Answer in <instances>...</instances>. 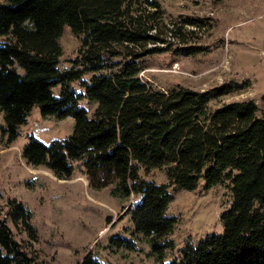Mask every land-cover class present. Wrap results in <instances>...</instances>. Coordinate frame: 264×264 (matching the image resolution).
Instances as JSON below:
<instances>
[{
    "label": "trees",
    "instance_id": "1",
    "mask_svg": "<svg viewBox=\"0 0 264 264\" xmlns=\"http://www.w3.org/2000/svg\"><path fill=\"white\" fill-rule=\"evenodd\" d=\"M202 22L190 16L165 21L158 0H3L1 134L12 142L33 107L42 115H72L69 135L48 143L31 135L21 156L57 177H70L77 163L94 189L132 197L125 212L158 259L174 247L177 219L166 214L167 187L223 183L231 195L220 215L223 229L185 244L162 264H264V115L252 100L209 106L246 83L228 80L203 90L177 83L163 90L139 77L153 52L200 50L173 47L172 38L184 42L183 28ZM65 26L81 43L71 65L60 68ZM81 97L97 101L91 113L79 105ZM156 168L164 169L167 183L141 174ZM5 216L36 238L31 211L9 198L0 216V264H37ZM111 242L136 248L123 235ZM75 264L105 263L88 250Z\"/></svg>",
    "mask_w": 264,
    "mask_h": 264
},
{
    "label": "rangeland",
    "instance_id": "2",
    "mask_svg": "<svg viewBox=\"0 0 264 264\" xmlns=\"http://www.w3.org/2000/svg\"><path fill=\"white\" fill-rule=\"evenodd\" d=\"M158 1L165 21H178L179 16L202 19L199 28H183L184 42L172 39L173 47L200 50L191 54L179 50L153 52L147 56L148 67L139 72L142 79L163 90L177 83L199 90L228 80L246 83L210 101L209 106L252 100L257 113L264 115V0ZM58 41L62 50L59 66L69 67L77 55L80 37L65 26ZM79 105L91 113L97 101L81 97ZM3 123L4 112L0 109V126ZM73 126L72 115H42L33 107L12 142H6L7 135H2L0 129V216L5 215L9 198L21 201L31 211L35 239L5 218L37 264H75L88 250L105 264H162L177 258L185 244L223 229L220 215L231 200L223 183L204 187L200 179L193 189L169 185L172 198L166 214L177 219L170 234L174 247L166 250L162 259L150 254L149 241L133 231L125 212L132 197L124 201L111 195L108 187L94 189L77 163L70 177H57L46 167L28 164L21 156L29 136L48 143L69 135ZM141 174L156 183L168 182L163 168ZM115 235L131 238L136 248L112 243Z\"/></svg>",
    "mask_w": 264,
    "mask_h": 264
},
{
    "label": "built area",
    "instance_id": "3",
    "mask_svg": "<svg viewBox=\"0 0 264 264\" xmlns=\"http://www.w3.org/2000/svg\"><path fill=\"white\" fill-rule=\"evenodd\" d=\"M172 39H173V38H172ZM139 77L142 79L141 74H139ZM142 80H144V79H142Z\"/></svg>",
    "mask_w": 264,
    "mask_h": 264
}]
</instances>
